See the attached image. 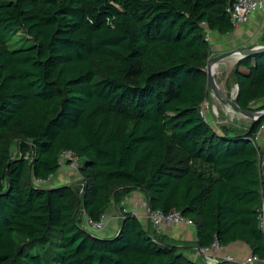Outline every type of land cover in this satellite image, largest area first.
Wrapping results in <instances>:
<instances>
[{
	"label": "trees",
	"instance_id": "trees-1",
	"mask_svg": "<svg viewBox=\"0 0 264 264\" xmlns=\"http://www.w3.org/2000/svg\"><path fill=\"white\" fill-rule=\"evenodd\" d=\"M236 1L0 0V264H228L188 257L123 211L135 190L191 220L196 247L239 242L264 264V116L217 132L199 111L207 32L234 31ZM231 76L240 109L264 110V51ZM63 153L78 184H39ZM113 202L120 230L83 228L80 215L97 222Z\"/></svg>",
	"mask_w": 264,
	"mask_h": 264
},
{
	"label": "crops",
	"instance_id": "crops-1",
	"mask_svg": "<svg viewBox=\"0 0 264 264\" xmlns=\"http://www.w3.org/2000/svg\"><path fill=\"white\" fill-rule=\"evenodd\" d=\"M263 19H264L263 15L261 13L255 12L250 15L248 21L245 24L235 28L232 33L221 35L217 32L208 31L207 38L210 44V51L212 52V54L214 53V56L211 55V57L213 56V58H216L221 55L227 54L225 58H223L220 62H218V64L224 65L226 67V65L228 66V64H232V62L235 61L234 59H231V55H230L231 50L239 48L244 44H248L249 42H252L254 44L250 43L249 45H246V47L248 46L249 48H252L256 46H264V41L257 40L259 39L260 36L258 30H260L261 34L263 31V27H264ZM235 64L236 62L233 63L230 72H232ZM66 176L67 175L65 174L64 171L60 173H55L53 176L49 178V180L46 183L49 182L54 184L55 183L71 184L70 182L65 181ZM146 201L147 198L145 197V195L142 192L135 190L129 193L124 198V200L121 203V208L123 211L133 213L134 215L137 216V218L141 222H143L144 211L142 208V204ZM115 209L116 211H112L111 206L107 209L104 215L106 219V227L100 236L110 237L117 232L120 226V217H119L120 211L119 209H117L116 206ZM151 228L154 234L158 236H165L168 239L173 240L176 246H179L187 251H195L194 248H196L195 245L196 230L194 226H187V225L165 226L159 230L154 229L153 227ZM211 252L215 256V260L223 259V257L228 255L233 256L236 259H244L251 254L247 246L239 242L233 243L225 247H219L215 251H211ZM192 255L194 256L195 253L192 252ZM194 259H196V257Z\"/></svg>",
	"mask_w": 264,
	"mask_h": 264
},
{
	"label": "rangeland",
	"instance_id": "rangeland-1",
	"mask_svg": "<svg viewBox=\"0 0 264 264\" xmlns=\"http://www.w3.org/2000/svg\"><path fill=\"white\" fill-rule=\"evenodd\" d=\"M263 18H264V16H263ZM258 32H259L260 36H259V39H257V40L263 41L264 27H263L262 34H261L260 30H258ZM255 41H256V39H255ZM250 43H252V42H249L248 44H244L243 46H241L239 48L233 49L234 51L231 50V53L251 49L248 46L246 47V45H249ZM252 44H254V43H252ZM211 55L214 56V53L212 54V52H210L208 62H209V60L213 59V56L211 57ZM237 61H238V59L235 60L234 62H232V64H228V66L226 65V67L224 65L217 64V68H214V70H213V72H214L213 77H214V80H215L217 87L219 88L220 92L223 93L229 99L233 97L234 91H235V83H234V80L231 76V72H230L231 70L230 69L233 66V63H235ZM224 82H225V85H224ZM259 106H260L259 103H255L251 106V108H252V110H255ZM200 108H202V110L204 112L205 120L217 132H221L224 130L231 131V130H237V129H244L245 127L249 126L252 123V121L246 117L244 119H243V117L238 118L237 115L229 113L226 110L225 106L222 105L220 103V101L216 100L212 96V93L209 89H208L207 101L204 102L200 106ZM253 112H255V111H253ZM256 144L260 149H262V151H264V130L262 131V134L259 137V140L256 142ZM12 151L13 152L16 151L15 145L13 146ZM262 161H263V158H262ZM60 163H61V167L57 173L64 171L65 174L67 175L65 181H68L71 184H78V182L80 181V177L77 173L78 160L74 157V155H72L71 153H63L60 156ZM40 183L47 186V187H49V186H55L56 187V186H62L63 184H65V183H55L54 184V183H49V182L48 183L39 182V184ZM111 207H112V211H116L114 202L111 204ZM81 216L82 215L79 216L81 222H83V220L85 221V217H84V219H82L83 217H81ZM107 220H108V218H107ZM261 220H262V228L264 230V208H263V216H262ZM105 227H106V225H105ZM86 230H88V229H86ZM103 230L100 232H94V233L92 232V233L94 235L100 236L103 233ZM187 256L192 258V259L197 257L199 262L203 261L202 258L197 255L196 251H195L194 256L192 255L191 252H188ZM254 264H262V263L258 260Z\"/></svg>",
	"mask_w": 264,
	"mask_h": 264
},
{
	"label": "built area",
	"instance_id": "built-area-1",
	"mask_svg": "<svg viewBox=\"0 0 264 264\" xmlns=\"http://www.w3.org/2000/svg\"><path fill=\"white\" fill-rule=\"evenodd\" d=\"M231 22L235 28L245 24L250 15L255 12H259L264 16V0H237L233 6L228 9ZM200 115L205 119L204 112L202 108H200ZM264 130V126H262L257 133V138H259ZM142 208L144 211L143 226L148 228L150 225L154 229H161L165 226H176V225H187L193 226L191 220L184 218L179 212H173L171 214L165 215L160 211H152L150 205L147 202L142 204ZM119 217L121 218V214L119 213ZM106 219L103 216L99 221L93 222L88 218H85L83 228L88 229L89 232H100L105 228ZM85 229V230H86ZM220 246L216 243H213L208 248H194L197 255L202 258V260L206 263H212L215 260V256L211 251H215ZM223 260L228 264H254L258 261L256 257H253L251 254L244 259H236L233 256H225Z\"/></svg>",
	"mask_w": 264,
	"mask_h": 264
},
{
	"label": "water",
	"instance_id": "water-1",
	"mask_svg": "<svg viewBox=\"0 0 264 264\" xmlns=\"http://www.w3.org/2000/svg\"><path fill=\"white\" fill-rule=\"evenodd\" d=\"M264 51V46H257V47H253L251 49L248 50H242L240 52V57L238 58L241 59L245 56L248 55H252L255 53H259V52H263ZM230 53V55L234 54ZM227 56V54L221 55L219 57L213 58L211 60H209V62H207L206 65V74H207V86L209 90H213L217 96V98L221 99V101H224L226 104L230 105L237 113H240L241 115H243L244 117L250 119L252 121L251 124H253L254 122H256L257 120H259L261 117L264 116V110L261 111H250V110H242L240 109V107L235 103V99L237 96V91H238V86L235 85V94L232 98H227L223 93L220 92L219 88L217 87L215 80H214V75L213 73H211L210 71V67L212 64H217L218 62H220L223 58H225ZM263 171H264V157H263V161H262V165H261V176H262V183H263V187H264V175H263ZM123 224V220H121V224H120V228ZM119 228V230H120ZM199 249V247H196Z\"/></svg>",
	"mask_w": 264,
	"mask_h": 264
},
{
	"label": "bare ground",
	"instance_id": "bare-ground-1",
	"mask_svg": "<svg viewBox=\"0 0 264 264\" xmlns=\"http://www.w3.org/2000/svg\"><path fill=\"white\" fill-rule=\"evenodd\" d=\"M240 53H237V52H235L233 55H231V59H234V60H237L239 57H240ZM218 64V63H217ZM217 64H212L211 65V67H210V71H211V73H213V75H214V72H213V70H214V68H217ZM211 91V93H212V96L216 99V100H218V101H220V103L222 104V105H224L225 106V108H226V110L229 112V113H232V114H235V115H237V117L238 118H240V117H243V119L245 118L243 115H241L240 113H237L230 105H228V104H226L224 101H221V99H219V98H217V96H216V94H215V92L213 91V90H210ZM234 96V95H233ZM220 110V109H219ZM241 123V122H240ZM263 175H264V171H263Z\"/></svg>",
	"mask_w": 264,
	"mask_h": 264
}]
</instances>
